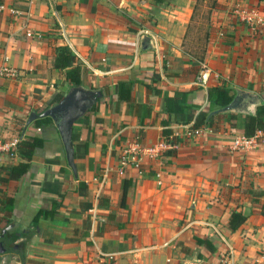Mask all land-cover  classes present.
Segmentation results:
<instances>
[{
	"label": "crops",
	"instance_id": "0c3cea01",
	"mask_svg": "<svg viewBox=\"0 0 264 264\" xmlns=\"http://www.w3.org/2000/svg\"><path fill=\"white\" fill-rule=\"evenodd\" d=\"M0 6V66L15 71L0 77V136L44 140L23 176L0 182V200H13L11 223H0V264H264L263 199L256 196L264 191V132L236 149L242 130L222 115L216 129L191 135L186 112L165 111V98L175 93H183L181 105L207 110L212 87L247 90L264 103V0H0ZM252 8L262 22L255 29L240 13ZM61 47L77 58L68 69L84 70L80 86L100 93L73 125L76 175L52 119L25 129L31 114L74 88L54 66ZM165 129L174 154L124 176L105 174L124 145H155ZM41 210L53 213L34 226ZM233 211L246 220L231 233ZM197 239L210 240L214 251Z\"/></svg>",
	"mask_w": 264,
	"mask_h": 264
},
{
	"label": "trees",
	"instance_id": "16d2710c",
	"mask_svg": "<svg viewBox=\"0 0 264 264\" xmlns=\"http://www.w3.org/2000/svg\"><path fill=\"white\" fill-rule=\"evenodd\" d=\"M69 63H77V58L71 55L70 51L61 47L57 49V55L54 61L55 68L65 71L64 75L66 79L70 82L73 87L82 85V76L84 70L78 66L68 69ZM121 98L122 95L119 94ZM234 97V91L228 87H212L207 91V110H199L197 108H192L191 106L181 105V102L185 103V97L183 93H175L173 97L165 98V111L169 114H178L186 112L185 123L190 124V131L200 130V129H216L217 124L220 120V115L208 118L210 112L223 108L228 105ZM61 97L54 99V103L61 101ZM95 108H93L94 110ZM92 110V111H93ZM222 118L229 124L232 128H240L242 130L243 136L246 138H252L257 135L258 132H264V103L258 105L252 115H241L228 113L222 115ZM51 123V118L43 117L41 119H36L33 122L34 127L41 128L49 125ZM164 138H166L168 143L175 145L173 139H169L172 134L170 130L162 131ZM44 145V140L38 136H24L18 146V154L22 159V162L15 166L9 167L7 172H0V182H9L12 180H18L23 176L29 167V162L33 157V153L36 149L41 148ZM174 154V150H169L165 155ZM1 170V169H0ZM256 196L263 199L261 206V214L264 215V191H259ZM13 200L9 197L3 196L0 200V223L5 222L7 224L11 223L10 215L12 211ZM54 210V209H53ZM53 211H39L33 218V225L35 226L38 220L43 216L51 215ZM246 216L242 212L233 211L230 214L229 220L226 224V228L229 232L233 233L245 222ZM197 243L206 246L210 252L214 251L212 247V242L210 240H199Z\"/></svg>",
	"mask_w": 264,
	"mask_h": 264
},
{
	"label": "water",
	"instance_id": "95a60500",
	"mask_svg": "<svg viewBox=\"0 0 264 264\" xmlns=\"http://www.w3.org/2000/svg\"><path fill=\"white\" fill-rule=\"evenodd\" d=\"M149 43L150 39L145 37L141 46L147 49L150 47ZM234 92L232 101L225 107L210 112L208 118L228 113L252 115L254 108L262 103L259 96L255 93L240 88H234ZM97 97H100L99 92L96 93L86 90L83 86L74 87L57 105L45 110L40 115L31 114L25 125L26 129L38 117H49L52 119L61 138L67 164L74 175H76L77 171L74 163L72 143L73 125L92 106ZM2 252L4 250L0 242V253Z\"/></svg>",
	"mask_w": 264,
	"mask_h": 264
},
{
	"label": "built area",
	"instance_id": "2783aa9c",
	"mask_svg": "<svg viewBox=\"0 0 264 264\" xmlns=\"http://www.w3.org/2000/svg\"><path fill=\"white\" fill-rule=\"evenodd\" d=\"M1 7V6H0ZM243 15V20L252 28L255 29V26L261 24V20L258 18V10L250 9L246 11H241ZM207 70H204L200 75V82H206ZM15 71L10 69L5 64L0 66V77H14ZM202 129L190 131L191 135L200 134ZM261 132H258L260 134ZM257 135L252 138L240 137L238 138L234 145L236 149L248 148L252 145L254 138H257ZM22 136L17 135L12 138H3L0 136V169L2 166L8 162L15 161L19 158L18 146ZM175 148V145L168 143L166 138H162L155 145L143 146L137 140H133L124 145L120 150V155L116 167L105 169V174H109L111 170H114L119 176H124L128 169H137L140 170L145 163H158L161 160V157L164 152L172 150ZM159 176V174H157ZM160 184V181L158 182Z\"/></svg>",
	"mask_w": 264,
	"mask_h": 264
}]
</instances>
